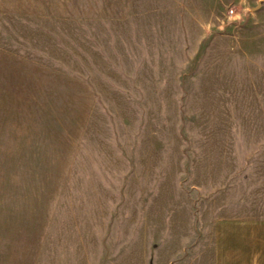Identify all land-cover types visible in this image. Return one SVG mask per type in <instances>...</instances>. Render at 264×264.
Returning a JSON list of instances; mask_svg holds the SVG:
<instances>
[{"label":"rangeland","instance_id":"374dc122","mask_svg":"<svg viewBox=\"0 0 264 264\" xmlns=\"http://www.w3.org/2000/svg\"><path fill=\"white\" fill-rule=\"evenodd\" d=\"M232 188L264 196V0H0V264H206Z\"/></svg>","mask_w":264,"mask_h":264},{"label":"crops","instance_id":"0c3cea01","mask_svg":"<svg viewBox=\"0 0 264 264\" xmlns=\"http://www.w3.org/2000/svg\"><path fill=\"white\" fill-rule=\"evenodd\" d=\"M258 7L260 2L256 4ZM213 215L211 248L206 264H264V196L244 190ZM259 193V194H258ZM257 198L258 205H253ZM199 258V260H198ZM195 264H201V257Z\"/></svg>","mask_w":264,"mask_h":264},{"label":"built area","instance_id":"2783aa9c","mask_svg":"<svg viewBox=\"0 0 264 264\" xmlns=\"http://www.w3.org/2000/svg\"><path fill=\"white\" fill-rule=\"evenodd\" d=\"M229 13L232 14V11L230 10Z\"/></svg>","mask_w":264,"mask_h":264}]
</instances>
